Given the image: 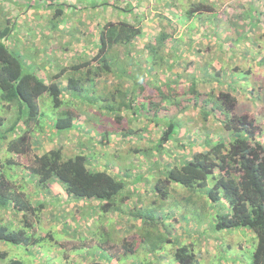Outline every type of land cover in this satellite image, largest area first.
<instances>
[{
  "label": "rangeland",
  "instance_id": "1",
  "mask_svg": "<svg viewBox=\"0 0 264 264\" xmlns=\"http://www.w3.org/2000/svg\"><path fill=\"white\" fill-rule=\"evenodd\" d=\"M12 1L15 5L20 6L18 9L20 14L31 10V15L25 19V22L27 20L34 22L33 29L27 31L28 36H22L31 43L27 46H31L30 48L33 50L30 53H34L38 58L48 54L51 58L49 63H44L43 60L37 61L38 64H41L35 63L36 68L35 65H32L31 69L34 72L36 70L44 72V68L48 66H51L54 71L66 67L70 69L78 62L82 63L83 60L89 59L100 49L95 44V32H99V29L97 26L94 30L96 22L93 21L92 16L104 17L106 18L103 20L104 22L111 19L113 14H115V19L119 15L118 12L112 10L113 6L98 8L90 5L92 0H86L90 3L89 7L92 8L89 11L88 8H85L87 10L65 9L64 22L66 20L69 22V29L63 31L62 25H60L59 31H56L60 37L55 38L47 36V32H54L55 29H51L53 24L48 25L47 28H42V24L47 25L53 21L51 18H53L56 9L60 8L58 4L63 0H43L45 5L53 6L55 4V7L49 10L42 9L39 0H0V8L1 3H11ZM94 1L96 3V0ZM115 1L109 0L108 2ZM171 1L174 2L173 6L165 5L168 0H143L140 5V12L143 14L140 25L145 26L149 34L135 42V47L131 52V63L125 62L122 66L126 69V75L137 76L135 79L143 81L135 93L136 104L141 106L138 111L136 110L138 115L124 107L117 112L119 115L117 118L115 114L107 113L108 107L112 105L106 106L105 110L99 108L103 107L102 105L107 100L104 95L108 93L114 95V100L112 99L114 103L120 102L122 98L120 93L125 90H128L125 98H130L134 80L128 78L118 80L116 75L118 76L121 71L116 67L113 69L114 74L103 76L108 78L107 82L102 83L103 79H100V84H102L99 88L93 92L89 91L91 95H103L99 100V107L89 103L88 100L78 99L71 100L72 104L66 102V105L63 106L62 110L68 106L76 111L77 123L81 128L62 132L59 136L54 133L51 139L47 136H50L53 130H46L43 135V151L57 144V146L63 147L66 158L83 152L91 158L92 169L101 168L104 171L120 174L121 179L126 183V189L115 201L117 209L111 210L110 213L104 211L99 215L87 217L86 210L88 207L97 205V202L67 200L65 193L59 196V193L55 191L54 193L42 191L41 194L45 196V209L42 211L40 225L41 229L45 231L54 225V240L46 239L45 241L48 243H45L44 247L41 246L42 251L35 248L16 249L12 244L1 245L0 243V252L7 251L10 258L16 257L25 264H93V260H97L96 264H177L173 259L172 250L178 245L186 244L198 255L196 264H252L257 239L251 230L240 228L225 229L220 232L213 231L216 217L222 213H228L230 210L225 199H221L218 203L209 199L208 190L213 186L212 180L209 181L206 188L197 191L178 183H170L164 199L157 196L155 184L158 179L165 177L169 166L180 165L190 159L195 151L203 149L202 139H204L205 133H209L214 140L231 137L223 130L221 122L226 117L222 114L221 109H216L215 115L207 117L206 125L209 131L203 133L200 131L203 119L202 110L205 107L212 108L219 91H228L230 87L238 89V92H232L237 99L236 111L241 115L247 114L257 122L256 126L262 129V132L260 130L257 132L259 133L258 138L264 140V63L259 64L261 60H264V30L260 29L255 32L249 30L247 33L249 38L238 41V34L234 27L225 22L228 19V17L225 18V13L233 15V12L241 13V8L237 6L240 0L232 1V7L226 12L224 3L228 4V0H215V8L208 5H203L201 8L197 6L190 10L197 11L194 18L185 16V11L190 9V0ZM199 1L203 2L204 0ZM240 2L244 3V0ZM29 3L32 4V9H29ZM121 3V6L125 7L128 0H121ZM69 4L80 6L77 0H69L67 6ZM36 6L37 8H35ZM5 7L9 9L10 6L4 4L2 8ZM216 11L218 14L215 18L214 12ZM219 12L223 13L219 16ZM13 17L15 18V16ZM263 17L261 16L262 21H264ZM230 20L231 18L228 21ZM83 24L88 27H84ZM81 27L83 30L80 29ZM162 31L171 36L167 40V47L162 52L163 58L148 59L146 45ZM240 32L242 31L240 30ZM65 36L67 38L66 45H64ZM40 45L42 48L39 47ZM91 47H96V50L89 51ZM174 47H177L180 52L183 50L182 57L186 55L188 59L183 58L173 69V72L184 80L179 79L173 82L177 79V75H170L168 68L172 63V54H169L172 53L171 48L174 49ZM189 47L193 51H189ZM201 50L202 53L199 54L198 52ZM123 51L124 49H117V54L121 55L119 56L120 60L123 58ZM50 52H52L51 55ZM84 52L85 59L76 60V57ZM207 63L212 66L208 71L212 78L203 76L202 70ZM153 66L156 67L154 68L156 76L151 72L149 76L144 73L151 71L147 68ZM236 66L239 69L234 70ZM122 67L119 68L124 69ZM216 70L220 72L221 83L213 76ZM248 71L251 73L248 74ZM243 72L247 74L246 77ZM140 73L144 76L142 77ZM233 73H238L236 74L238 79L232 75ZM37 74L43 76L40 73ZM192 75L203 80L195 81L192 79ZM67 77L64 76V78ZM61 82L65 84V80ZM66 98L68 101L71 99L69 95H66ZM45 99L41 98V107L47 114V118H53L54 114L59 115V110L52 107L49 99ZM205 101H208L209 104H206ZM186 107L188 108L183 111V108ZM0 113H2L1 109ZM174 114L177 119L182 120L175 122L177 125L180 124V127H176L177 131L164 148L156 147L166 126L163 117ZM155 115L158 116L153 119L154 121L150 120ZM95 159L96 162H94ZM107 162H111L109 167L108 164L106 165ZM152 163L155 164L154 167H152ZM97 166L99 167L97 168ZM137 175H142V180L134 183L133 179ZM58 189L61 191L60 188ZM56 191L58 190L56 189ZM132 192H137L142 196L141 203H137L138 197L133 194L128 197V207H126L127 202L122 205L123 202H120L122 198L125 195H131ZM31 195L34 199H41L33 191H31ZM136 204L139 207L143 206L144 209L156 208V210L142 214L143 217L155 218L157 222L155 232L162 233L163 238L167 241L160 245L156 252H153V248L149 246L150 243L144 244L141 239L137 238L141 237L148 229H144L146 223L138 218L136 211L131 214V209L134 210ZM1 215L4 216L3 218H7L6 215ZM58 215L64 216L63 218L68 224L67 228L73 232L75 230L76 235L80 236V234L88 232L87 236H81L79 240L87 241L93 237L96 242L88 247L67 251V260L61 259L55 245V241L62 243L60 241L62 223L54 224V217L56 218ZM113 217L117 220V227H113L111 225L113 221L109 222L108 220ZM89 225L91 226L89 227ZM126 225L131 227L130 232H126ZM103 227H106L107 233H104ZM98 228H100L99 233L97 232ZM120 229L123 230L120 231ZM90 234H94V236H90ZM44 235L48 237L46 232ZM129 240L135 241L134 247L138 250V254L136 256L124 255L117 261L104 246L107 241L112 244L119 241L113 247L114 250L123 253V244L128 243ZM48 248L51 249L49 253L47 252Z\"/></svg>",
  "mask_w": 264,
  "mask_h": 264
},
{
  "label": "trees",
  "instance_id": "2",
  "mask_svg": "<svg viewBox=\"0 0 264 264\" xmlns=\"http://www.w3.org/2000/svg\"><path fill=\"white\" fill-rule=\"evenodd\" d=\"M42 1L39 0L42 9L49 10L55 7V4L49 6L43 4ZM77 1L80 4L79 7L72 4L67 6L69 0H63V2L58 4L60 8L56 9L53 18H51L53 23H55L53 24L54 27L57 26L58 28V25L63 22L62 19L67 8L69 10L71 8L87 10L85 8H88V11L92 9L89 7L90 3H87L86 0ZM108 1L98 0L96 3L94 0L90 1L91 6H97L98 8L113 6L112 10L120 15V17L117 15L118 19H115V14H113L111 19L104 22L103 20L106 18L101 17V19L99 15L97 17L92 16L93 21L96 20L98 22L97 29H99V32H95V44L99 46V51L89 57V59L83 60L82 63L78 62L73 65L70 69L66 67L53 73H47L46 77L39 76L37 74L39 70H36V73L31 69L32 65L27 64L26 60L34 61L37 56L34 53H30L33 51L32 48L27 46L19 47L21 39L18 37V24L15 18H6L0 8V18L2 19L0 20V109L2 112L0 113L1 245L12 244L16 249L27 250L35 248L41 251V246L44 247L45 243H48L45 241L46 239H49V241L50 239L54 240V225L46 231L41 229L40 225L42 211L45 209V196L41 192L50 193L51 184L57 183L60 185L67 197L72 198V200L74 198L77 201L97 202V205L88 207L86 210L87 217L99 215L100 212L104 211L110 213L112 212L111 210H116L115 201L126 189V183L121 179L120 174L104 171L101 168L92 169L91 158L83 152L66 158L63 147L57 146V144L53 145L52 148L42 150L44 146L42 139L46 130H53V133L47 136V138L51 139L54 133L59 136L62 132H70L81 128L77 123L78 115L76 111L68 106L62 110L63 106L66 105V102L72 104L71 100L78 99L88 100L89 103L99 107L98 103L103 95H91L89 91L93 92L104 81L107 82L108 78L103 76L114 74L113 69L116 67L121 71H119L120 74L118 73V76L116 75L118 80L125 78L134 80L130 90V98H125L128 93V90H125L120 93L122 95L120 102L114 103V95L108 93L104 95L107 100L102 105L103 107L99 108L105 110L106 106L112 105L108 107L107 113L110 115L115 114L117 118L119 117L117 112L124 107L132 110L135 114H137L136 110L138 111L141 108L140 105L136 104L135 93L143 81L142 79H135L137 76L129 77L126 75V69L122 66H124L125 62L131 63V52L132 48L135 47V42L140 41V39L145 38L149 34L146 31V27L140 25L143 20V14L140 12V5L143 0H128V4L125 7L121 6V0H116L112 3ZM228 1V4L224 3L225 12L232 7L231 2L234 0ZM240 1L237 6L241 8V13L233 12L234 15L225 13V18L228 17L225 22L230 23L234 27L236 34H238V41L248 39L249 35L247 33L249 30L252 32L260 29L264 30V21L261 18V16H264V1L244 0V3ZM215 2V0H204L203 2L190 0V9L185 11V16L194 18L197 11H190L192 8L197 6L201 8L203 5L215 8ZM165 5L173 6L174 2L168 0ZM28 7L32 9L33 6L29 3ZM223 12H219V16ZM214 14L216 18L218 11L214 12ZM230 18L231 20L228 21ZM54 27L52 26L51 29H55ZM240 30L244 31V33L240 32ZM170 38V34L165 31L154 36L153 41L150 40L146 45L149 54L148 59H162V52L167 47V40ZM117 49H124L122 61L119 59L121 55L117 54ZM111 51L113 52L111 53ZM189 51H193V49L189 47ZM171 52L169 55L172 54V63L168 71H170V75H177L173 72L174 67L183 58L188 59V57L186 55L182 57L183 50L181 54L177 47L171 48ZM198 53H202V50ZM261 63L263 64L264 60H261L259 64ZM154 68L156 67H149L147 69L151 71L144 73L149 76L151 72L156 76ZM210 68L212 66L207 63L204 70H202L205 78H212L211 73H208ZM237 69H239L238 66L234 70ZM247 73L250 74L251 71ZM213 74L215 79L221 83L219 80L220 72L216 70ZM236 74L238 73H233L232 75L237 77ZM140 75L144 76L141 73ZM246 75L244 73L245 77ZM64 76L68 77L64 78ZM100 79H103L101 84ZM179 79L184 80V78L177 75V79L173 80V82ZM192 79L195 81L203 80L196 78L194 75H192ZM62 80H65V84L61 82ZM232 92H238V89L230 87L228 91H219L212 108L205 107L202 110L203 119L202 128L200 129L202 133L208 132L207 117L215 115L216 109H221L222 114L226 117L221 122L223 130L225 133H229L231 137L229 139L223 137L214 140L209 133H205V137L202 139L203 149L195 151L191 158L182 164L169 166L165 177L158 179L155 184V190L158 194L155 193L161 197L160 199H164L170 183H178L193 191H197L198 189L206 188L209 181L212 180L213 186L208 190L209 199L214 203L225 199L230 210L228 213H222L216 217L213 231L220 232L225 229L240 228L251 230L257 239L256 248L252 256V264H264V140L259 139V133H257L259 130L262 132V129L256 126L257 122L253 118L247 114L241 115L236 111L237 99ZM66 95L70 96V101L67 100ZM43 97L49 99L54 109L59 110V115L54 114L53 118H47V114L41 107V98ZM205 103L209 104L208 101H205ZM187 108H183V111ZM157 116L155 115L151 119L150 117L148 118L153 120ZM163 120L166 126L156 145V147L161 149L175 134L177 131L176 127H180V124L177 125L175 122L177 120L182 121L176 118V114L166 115ZM110 163L107 162L106 165L108 164L109 167ZM154 166L155 164L152 163V167ZM133 180L134 183L140 182L142 175L135 176ZM30 190L35 192L37 197L41 199H34ZM133 194L138 197L137 203H141L142 196L137 192H132L131 195H125L122 198L120 202L123 203L121 204L123 205L124 202H127L126 207H128V197ZM137 205L134 210L131 209V214L136 211L138 218L146 223L144 229H148L144 234L142 232L143 235L141 237L137 238L141 239L144 244L150 243L149 246L153 248V252H156L160 245L167 241L163 238L162 233L155 232L157 230L155 218L142 216L144 212H150L156 210V208L151 206L152 208L144 209L143 206L139 207ZM1 214L6 215L7 218H3L4 216L2 217ZM63 217V215H58L54 218L55 223L61 222L63 226L60 228V241L62 243L55 241V245L57 250H59L61 259L67 260V251L88 247L90 244L95 243L96 240L94 241L93 237L87 241L79 240L81 236H87L88 232H84L80 236L76 235L75 230L73 232L67 228L68 224ZM108 220L109 222L113 221L111 223L113 227L118 226L114 217ZM89 223H91L90 220ZM100 228L97 229L98 233ZM105 228L103 227L104 233H107L108 231ZM122 230L120 229V231ZM125 230L130 232L131 227L127 226ZM44 232L47 233L48 237L44 235ZM90 236H94V234H90ZM129 242L123 244V253L114 250L115 245L119 241L114 244L107 241L104 246L114 260L117 261L121 256H136L138 254V250L134 247L136 245L135 241L129 240ZM172 256L177 264H196L198 262V255L186 244L176 246L172 250ZM0 259L2 261L0 264H23V261L16 257L10 258L7 251L0 252ZM96 261L93 260V264Z\"/></svg>",
  "mask_w": 264,
  "mask_h": 264
},
{
  "label": "crops",
  "instance_id": "3",
  "mask_svg": "<svg viewBox=\"0 0 264 264\" xmlns=\"http://www.w3.org/2000/svg\"><path fill=\"white\" fill-rule=\"evenodd\" d=\"M98 0H96V2H97ZM12 3V4H11ZM11 3H4L5 5H7V6H10L9 7V9H8V7H5V8H2L3 7V3H1V12L3 13V14H5L6 15V18L7 17H9V18H12V19H14V17L13 16H15V21L17 22V24H18V26H17V31H18V37L21 39L20 40V42H19V47H24V46H28V45H31V43L30 42H28V41H26V37H22V36H28V33H27V31L28 30H31V29H33V25H34V22H31V21H29V20H27L26 22H25V19H27V18H29L30 17V15H31V10H28L25 14H20V12L18 11V9L20 8V6H18V5H15L14 4V2L12 1ZM87 3H89V2H87ZM9 4V5H8ZM0 20H2L1 18H0ZM63 22L65 21V16H63V20H62ZM95 22H96V26L94 27V30H95V28L97 27V25H98V22L95 20ZM51 24H55V23H53V21H51L50 22V24L49 23H47V25L46 24H42V28H47V26L48 25H51ZM85 24V23H84ZM83 24V25H84ZM60 25H62V27H61V29L63 30V31H67L68 29H69V22L66 20V22H64L63 24H59L58 25V27L60 26ZM73 26H75V25H73ZM53 27H54V25H53ZM84 27H88L87 25H84ZM55 28V30H54V32H52V33H54L53 35H55V36H53L52 35V33H49V32H47V36H52V37H60V35H58L57 33H56V31H59L58 30V28H57V26L56 27H54ZM72 28V27H71ZM92 28V27H91ZM81 30H83V27H81L80 28ZM83 32V31H82ZM53 40V39H52ZM65 41H64V45H66V42H67V38H66V36H65V39H64ZM25 43V45H23ZM31 47V46H30ZM40 48H42V46L40 45L39 46ZM92 49H94V50H96V47H91L90 48V50L89 51H92ZM41 50V49H40ZM52 54V52H50V55ZM85 57V52L84 53H80L79 55H78V57H76V60L77 59H79V58H83V59H85L84 58ZM40 60H43L44 61V63H45V61H49V62H51V58L49 57V55L47 54L46 56H44V55H42L40 58H38V56H37V58H35L34 59V61H29V60H26V62H27V64L28 65H35V68L37 67L36 66V64H38L36 61H39L40 62ZM34 62H36V64L34 63ZM49 62H47V63H49ZM41 63H39L38 65H40ZM53 73L54 72V70L52 69V67L51 66H48V67H46V68H44V72H42L41 70H39L38 71V73H40L41 75H43L42 77H46V74L47 73ZM94 162H96V159L94 160ZM93 162V163H94ZM97 163H99L100 164V162L99 161H97ZM100 166V165H99ZM99 166H97V168L99 167ZM58 188H60L61 189V191H59V189ZM56 189L58 190V191H56ZM54 191L56 192V193H59L58 195L60 196V195H62V194H64L65 192H64V190L62 189V187H60V185H58L57 183H54V184H51V187H50V193L51 192H53L54 193ZM55 193V195H57ZM66 195V194H65ZM72 200V198H68L67 197V200ZM73 200H75V201H77L76 199H74L73 198ZM79 202V201H78ZM55 218V217H54ZM55 223V222H54ZM51 250V249H50ZM50 250H48L47 252L49 253L50 252ZM40 251V250H39ZM42 251V250H41ZM46 252V253H47ZM43 253H45V252H43ZM23 264H25L24 262H23Z\"/></svg>",
  "mask_w": 264,
  "mask_h": 264
}]
</instances>
